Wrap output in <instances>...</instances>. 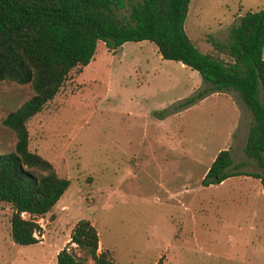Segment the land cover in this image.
<instances>
[{"label":"rangeland","instance_id":"rangeland-1","mask_svg":"<svg viewBox=\"0 0 264 264\" xmlns=\"http://www.w3.org/2000/svg\"><path fill=\"white\" fill-rule=\"evenodd\" d=\"M263 8L264 0H189L183 30L201 53L229 61L209 40L225 42L239 16ZM202 87L196 71L162 59L149 41L114 52L97 41L91 60L71 69L25 123L28 150L69 184L34 217L42 230L34 244L12 241V209L0 201V264H55L81 219L96 230L97 252L115 264H264L258 179L200 183L222 149L239 170L264 174L242 152L250 114L230 90L178 107ZM31 94L28 84L0 81V153L15 141L1 120Z\"/></svg>","mask_w":264,"mask_h":264},{"label":"trees","instance_id":"trees-1","mask_svg":"<svg viewBox=\"0 0 264 264\" xmlns=\"http://www.w3.org/2000/svg\"><path fill=\"white\" fill-rule=\"evenodd\" d=\"M188 2L0 0V81L28 84L32 91L1 120L15 138L12 151L0 153V201L12 209L9 233L14 243L40 241L42 230L34 217L48 212L69 184L46 159L28 150L25 123L54 97L71 69L91 60L97 41L110 52L127 41H149L162 59L196 71L204 87L178 107L211 93L233 91L251 117L242 152L264 171V8L239 16L225 42L209 40L229 57L223 61L201 53L186 36L183 20ZM126 6L128 11L120 13ZM238 167L232 165L228 149L219 150L200 183L208 186L233 176H250L258 179L264 196V174ZM97 246L93 225L78 220L57 251L55 264H115L97 252Z\"/></svg>","mask_w":264,"mask_h":264},{"label":"crops","instance_id":"crops-1","mask_svg":"<svg viewBox=\"0 0 264 264\" xmlns=\"http://www.w3.org/2000/svg\"><path fill=\"white\" fill-rule=\"evenodd\" d=\"M98 251V250H97Z\"/></svg>","mask_w":264,"mask_h":264}]
</instances>
